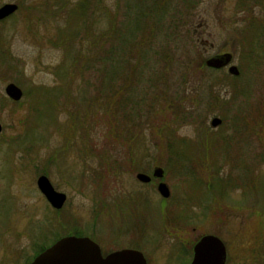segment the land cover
<instances>
[{
    "label": "rangeland",
    "instance_id": "1",
    "mask_svg": "<svg viewBox=\"0 0 264 264\" xmlns=\"http://www.w3.org/2000/svg\"><path fill=\"white\" fill-rule=\"evenodd\" d=\"M84 1L0 0L18 6L0 22V264L24 263L73 227L90 234V214H109L102 233L119 228L134 233L122 242L158 249L151 264L206 233L224 242L234 263L264 264V0ZM123 22L126 34L139 32L161 55L144 54L148 66L140 54L142 84L122 94L128 105L141 94L142 103L120 110L113 129L99 89L107 66L79 70L67 50L79 56L89 34ZM248 24L253 30L243 36ZM194 30L205 34L203 44ZM160 48L169 49L168 60ZM223 54L238 78L205 66ZM129 58L134 65L137 56ZM124 82L123 74L115 86ZM8 84L23 92L20 102L4 94ZM95 95L102 101L85 120ZM213 118L222 124L211 128ZM155 167L171 192L163 205L155 185L136 181ZM41 175L66 195L61 210L38 191ZM123 214H135L134 227Z\"/></svg>",
    "mask_w": 264,
    "mask_h": 264
},
{
    "label": "water",
    "instance_id": "2",
    "mask_svg": "<svg viewBox=\"0 0 264 264\" xmlns=\"http://www.w3.org/2000/svg\"><path fill=\"white\" fill-rule=\"evenodd\" d=\"M17 10L15 5H5L0 8V21L9 17ZM231 55H223L209 59L206 66L211 69L220 70L229 65ZM231 76L238 77L239 71L232 66L228 69ZM6 95L13 101L18 102L21 91L14 85L7 86ZM221 121L217 118L210 123L212 128H217ZM1 131V127H0ZM163 170L156 168L153 177L162 178ZM141 182H148L149 177L138 175ZM37 188L46 198L52 208L60 210L66 197L54 191L49 180L41 176L37 180ZM158 193L165 199L169 197V190L165 184H159ZM225 247L216 237L207 236L202 238L194 247V258L191 264H225ZM31 264H145L143 256L134 251H123L112 254L103 259L98 246L87 238L67 237L59 240L53 246L42 252Z\"/></svg>",
    "mask_w": 264,
    "mask_h": 264
},
{
    "label": "trees",
    "instance_id": "3",
    "mask_svg": "<svg viewBox=\"0 0 264 264\" xmlns=\"http://www.w3.org/2000/svg\"><path fill=\"white\" fill-rule=\"evenodd\" d=\"M85 6H87L88 4V0H85ZM80 13L84 14V11L82 12L80 8H77ZM71 13V12H70ZM69 13V18L73 17L74 14H70ZM110 21H114V19H110ZM128 26H126L124 24V22L118 27L117 25H114L111 30L109 31L107 29L106 33L104 35L101 34V36L96 37L94 34L88 36V39L91 40L90 45H88V49L86 52L83 53V50H81V52H79V56H74V55H70L69 50H67V53L69 54L70 58H71V64L79 67V70H84L85 68H87V66L90 65H95L96 63H98V66L102 67L104 66L103 64H105V66H107L108 68V72L106 73V75H104L103 79L106 82V86L102 87L100 85L102 90L101 96H102V100H106L105 104H104V108H105V112L106 115L108 113V117L111 120V124H114L113 129L118 128L119 124H118V116L120 113V110H122L123 108H127L130 107L131 110H134L135 108L137 109L139 105H141L143 97L141 96V94L139 95V100L136 101H132V103L130 105L126 104L128 99H124L125 96H123V91H128L127 86L128 84H133L134 86H137L139 88V86H141L142 84V77H143V73H142V67L140 66V62L142 61L144 65H148V60H146V56L144 58V54L149 55L152 54V56L157 55H161V53L159 52H154L152 53L151 49H155L153 46L151 45H147V43L145 42L143 36H140V33H136L135 35H128L126 34V30ZM154 28V27H153ZM250 29L251 32L253 30V26L252 24L250 25ZM264 32V29H262V33ZM81 32H78L77 34H75L74 38H76L77 36H80ZM84 33V30H83ZM145 33V32H144ZM246 33V32H245ZM249 33V31H248ZM262 33L260 34L261 36ZM251 34V33H250ZM86 35V33H85ZM150 35L153 37L154 35L152 33H150ZM174 35V34H173ZM247 35V33H246ZM92 36V37H90ZM166 37H170V36H166ZM260 37H256L255 40V48H256V43H259ZM87 40V37L84 38L83 41ZM169 40V38H168ZM106 45V46H105ZM136 47V50H134ZM140 48L142 49H148V52L145 53L144 50H139ZM255 48H253L252 51H255ZM261 47H259L258 49H261ZM160 50L162 51V53L164 54V56H162L163 58L165 57L167 60L169 59V49L168 48H160ZM105 51V52H104ZM136 51V52H134ZM104 54V57H102V53ZM250 53V52H249ZM132 54H134V56H137V60L135 61L134 65L132 62H130V58L129 56H131ZM140 54H142L141 58L143 60L139 61V56ZM73 57V58H72ZM89 61V62H88ZM99 61V62H98ZM87 62V63H86ZM72 67L69 68L70 72L73 73V70L77 69L76 67ZM149 66V65H148ZM77 69V70H78ZM106 69V68H104ZM125 76V82L124 85L125 87H123V89L117 88L115 86V84L117 83L118 78L121 77V75ZM85 87V86H84ZM140 89H142V87H140ZM101 92V91H100ZM98 92V94L100 93ZM104 93V94H103ZM108 95V96H107ZM94 97L97 98H88L86 103V107L84 109V111L82 113H84V117L85 120L88 119L89 115H91V112H93L92 107L94 105V102H97V104L99 105V103L102 101H100V95H95ZM104 97V99H103ZM133 97H137L135 95H133ZM133 98V99H134ZM140 101V104H139ZM181 104V102L179 103ZM128 105V106H127ZM74 106V105H73ZM74 108V107H73ZM90 108V109H89ZM76 109V108H74ZM129 109V110H130ZM139 109V108H138ZM77 110V109H76ZM89 112V113H88ZM139 113V112H138ZM133 115H131L132 117ZM80 117H82V114H80ZM133 120V119H132ZM87 123V121H85ZM132 122L130 121V124ZM89 124H87L85 127L82 124V127L84 129H87ZM114 132V131H113ZM117 132V129L116 131ZM105 157V156H104ZM104 161L106 159L102 158ZM99 176H101V174H99Z\"/></svg>",
    "mask_w": 264,
    "mask_h": 264
},
{
    "label": "flooded vegetation",
    "instance_id": "4",
    "mask_svg": "<svg viewBox=\"0 0 264 264\" xmlns=\"http://www.w3.org/2000/svg\"><path fill=\"white\" fill-rule=\"evenodd\" d=\"M201 26L203 27V25H200L198 27V30L202 29ZM194 35H196V37H197L196 42L203 44L202 36L205 34L202 32L198 33L197 30H194ZM204 43L206 44L207 42H204ZM151 173L150 174L141 173V174L150 176ZM138 174H140V173H138ZM156 182L159 183V181L151 178L150 181H148L147 183H145V184L139 183V184L141 186H145V188H149L148 186L155 185V189H156L157 185H158ZM118 215L119 214H116V216H118ZM123 215H125V217L128 219V227L129 226L134 227L136 224V218H137L135 216V214H123ZM109 217H110L109 214H90L89 226L91 229V233L87 234V235L82 234V236H80V237H87V238L91 239L95 244H97L98 247L100 248L101 255L103 258H106L111 254L122 252V251H136V252H140L143 255L146 264H151L152 260L150 259V256L154 252H155V254L157 253V255H159L160 253H159L158 249H156V251H155V249L151 248L152 250L147 249L148 251L146 252L144 248H142V247L139 248V246L133 242H126V241L122 242V240H124L125 238H129L130 236H134V233H132V232L130 233L129 231L122 232V231H120L119 228H118V230H116L113 227L108 232L102 233L101 232L102 231L101 226H100V229L98 228V230H97L99 223H100V225H102L103 223H105V221ZM191 217L192 216H189L188 219H190ZM195 217H197V215H195ZM185 219H187V218H185ZM115 223H117V224L121 223L122 224V222H120L118 220H116ZM73 229L76 230L75 227L68 229V230H73ZM135 231H136V229H135ZM207 235L215 236V234H208V233L202 234L200 237H198L196 239V241L194 242V244H192V246H190V245L188 246L187 244H182V243H180L178 246L176 244H173L168 249L167 256L164 257L165 264H191L193 257H194V246L196 245V243L201 238H203L204 236H207ZM215 237H217V236H215ZM225 249H226L225 264H239V263H234V261H235L234 259H230L226 246H225ZM37 255L38 254L33 251L32 254H30L27 258H25L24 263H22V264H30Z\"/></svg>",
    "mask_w": 264,
    "mask_h": 264
}]
</instances>
